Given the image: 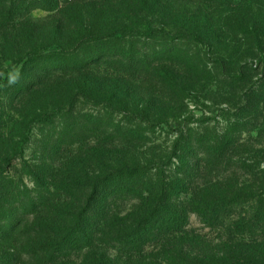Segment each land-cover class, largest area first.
Returning a JSON list of instances; mask_svg holds the SVG:
<instances>
[{
  "label": "trees",
  "instance_id": "trees-1",
  "mask_svg": "<svg viewBox=\"0 0 264 264\" xmlns=\"http://www.w3.org/2000/svg\"><path fill=\"white\" fill-rule=\"evenodd\" d=\"M73 1L77 4L88 0ZM17 2L22 9L19 12L15 11L14 0H0V54L13 62H25L17 86L0 89V264L32 261L58 264L84 249L81 264H115L107 254H100L101 249H96L100 245L98 234L104 230L102 223L106 221L105 227L114 232L111 222L115 219L125 225L124 232L119 229L114 238L123 247L119 249L129 255L125 256V264L149 243L163 253L169 251L174 257L173 264H264V183L258 191L244 193L243 188L231 185L230 178L211 176L235 147L243 129L240 121L229 123L222 135L208 128L204 130V123L196 128L184 120L181 124L186 129L181 130L182 135L170 152L161 158L145 157L147 153L143 151L138 156L120 157L113 149L119 141L145 146L149 139L146 124L160 126L174 122L181 126L177 122L187 107L186 97L190 93L180 81L177 69L200 77L205 73L210 79L204 62L191 58L168 35L121 28L96 32L86 27L84 16L76 14L75 23L48 28L54 35L44 40L51 39L50 44H39V38L18 37V44L9 45V29L14 26L15 17L24 19L37 9L57 12L62 3L61 0ZM76 4H69L70 8L77 10ZM59 32H64L65 43L58 40ZM195 34L190 35L198 40ZM156 37L165 38L161 42ZM2 38L6 39V46L1 45ZM102 66L114 69L116 75H101ZM146 80L148 83L143 82ZM141 82L148 87L146 93L139 87ZM65 85L70 94L68 110L49 96L39 95L48 91L54 94L62 87L67 91ZM79 100L104 105L105 109L87 114L78 112ZM7 102L10 106L17 103L18 108L26 111L23 119L28 133L21 134L19 140L3 132ZM32 123L40 125L37 139L45 151L35 165L22 161L25 147L31 141ZM92 143L98 145L91 147ZM76 145H87L89 157L78 161L80 167L75 164L73 177L66 182L63 192L74 201L73 207L79 213L71 214L73 224L63 238L54 232L45 237V232L37 233L43 231V224L30 225L27 219L52 204L51 192L44 193L48 153L58 155ZM20 159L23 171L37 182L36 196L27 188H9L15 180L9 172ZM88 162L94 168H89ZM166 164L173 165L171 177L167 175ZM81 166L85 168L80 173L77 168ZM184 195L192 197L190 202L182 198ZM118 202L124 205L134 202L136 210L123 218L115 216L111 211ZM239 207L248 211L233 223L228 243L213 246L185 231L191 213L197 214L208 227L216 228L226 214H236ZM36 233L42 238H34ZM234 237L248 240L235 242Z\"/></svg>",
  "mask_w": 264,
  "mask_h": 264
},
{
  "label": "rangeland",
  "instance_id": "rangeland-1",
  "mask_svg": "<svg viewBox=\"0 0 264 264\" xmlns=\"http://www.w3.org/2000/svg\"><path fill=\"white\" fill-rule=\"evenodd\" d=\"M14 1L16 2L15 11H21L20 3L17 0ZM61 1L60 10L57 12L37 9L24 19L15 17L14 26L9 29L11 38L7 43L14 46L19 43L18 37H20L22 40L39 38V44H50L51 39L44 40L54 35L48 28L75 23L73 20L75 14L79 17L84 16L86 27L96 32L121 28L129 32L132 30L152 32L156 36L168 35L172 39L175 38V46L187 50L191 58L203 61L210 76L208 79L205 73L200 77L184 69H177L180 81L190 93V97H186L187 107L181 112V119L177 124L185 120L191 122L192 127L197 128V125L204 123V130L208 128L224 135L229 123L240 121L243 129L238 135L235 147L211 176L230 178L231 185L235 184L243 188L244 193L259 190L264 183V0H213L211 2L206 0H88L85 3L77 1V4L73 0ZM71 3L77 5V10L70 8ZM56 30L58 29L53 31ZM192 33H196L199 39L194 40L193 35H190ZM156 38L162 42L165 37ZM58 40L65 43L64 32H59ZM1 45H7L6 39L2 38ZM24 63L10 61L0 54V89L5 87V89H14L17 86ZM113 71L112 68L102 66L99 73L116 75ZM143 82L148 83L147 80ZM143 82L139 87H142V93H146L148 87ZM65 87L67 91L62 87V90L59 89L54 94L48 91L47 94L41 92L39 95L49 96L55 104H64L63 108L68 110L70 94L68 85ZM157 91L163 96L161 91ZM165 95L171 101L169 95L166 93ZM17 103L15 106L6 103L8 112L4 120L3 132L7 137L15 136L19 140L22 137L21 134L28 133V129L26 130L23 119L26 113L25 108L20 106L18 108ZM76 108L78 112L87 114L93 111L103 112L105 106L96 105L92 101L79 100ZM118 118L121 120L122 115H118ZM172 123L174 122L160 126L146 124L145 126L148 127H146V134L149 139L143 147H136L138 144L133 142L119 141L115 143L113 149L120 154V157L125 154L138 156L143 151L147 153L145 157L161 158L167 151L170 152L174 142L182 135L181 130L186 129L183 123L181 126ZM32 126L31 141L25 147L22 161L26 160L35 165L36 159L41 158L45 151L44 146L38 143L40 139H37V135L40 134V125L32 123ZM95 145L97 146L98 143H92L91 147ZM48 154L50 155L47 158L50 157V159L46 169L48 179L45 189L47 191L44 193L51 192L52 204L41 208L38 215L33 216L34 219L30 217L27 221L30 225L43 224V231L37 233L45 232V237H48L54 232L61 239L73 224L71 214L78 212L77 208L73 207L74 201L66 197L63 188L66 182L70 181L69 178L73 177L75 164L77 163L80 167L78 161L89 157V150L87 145H76L63 150L58 155L52 152ZM22 161L21 159L15 161L10 172L7 169L10 176L15 179L14 184H11L9 188L10 190L18 186L24 190L27 188L36 196L37 182L33 176L23 171ZM255 164L258 165L255 167ZM88 165L89 168H94L89 162ZM172 166V164L165 165L169 177L174 175ZM84 168L81 166L77 170L81 173ZM182 198L187 202L192 199L189 195H184ZM120 202L112 207L111 214L123 218L136 210V203L130 202L124 205ZM247 211L248 208L239 207L236 214L230 216L226 214L227 217L216 228L208 227L197 214L191 213L185 231L199 238L201 242L220 246L221 243L229 242L233 223ZM105 222L101 226L104 228L103 232L98 234V241L102 247L98 244L96 249H101L100 254H107L115 264H125L127 261L125 256L129 255L125 250L119 249L123 247L114 240L119 229L124 232L125 225L115 219L111 222L115 231L110 232L109 227H105ZM37 233L33 237L42 238L37 236ZM234 238L235 242L241 243L248 240V238ZM156 248L154 243H149L143 248L142 253L132 255L129 264H173L174 257L169 254V251L163 253L160 248ZM84 251L85 249L73 252L70 259L65 258L58 264H81L85 256ZM29 264H38V262L32 261Z\"/></svg>",
  "mask_w": 264,
  "mask_h": 264
}]
</instances>
